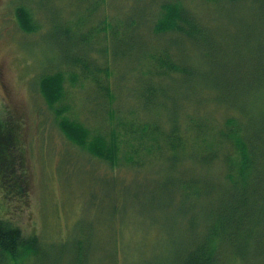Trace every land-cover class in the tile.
Instances as JSON below:
<instances>
[{
    "label": "rangeland",
    "instance_id": "374dc122",
    "mask_svg": "<svg viewBox=\"0 0 264 264\" xmlns=\"http://www.w3.org/2000/svg\"><path fill=\"white\" fill-rule=\"evenodd\" d=\"M149 1L0 0V119L16 125L13 155L25 177L22 194L0 190V219L19 227L23 237L38 238L41 257L30 264H181L201 238V217L211 202V196L184 195L179 180L185 171L200 177L185 149L170 152L147 142L151 149L146 154L137 150L125 159L119 136L120 153L104 162L64 138L54 120L56 109L67 107L62 116L99 132L112 126L110 113L116 111L118 116L142 112L149 117L144 122L164 124L169 117L184 118L187 111L212 113L218 103L245 107L250 116L264 110V5L230 3L203 15L212 23L208 32L220 54L211 62L204 49L167 43L194 75L156 82L148 75L152 68L147 58L165 36L151 33ZM181 1L199 13L210 10L200 0ZM17 8L30 14L31 32L19 28ZM122 19L141 27L129 24L125 42L115 43L113 50L118 55L130 52L114 61L108 34ZM103 21L110 26L105 32ZM88 35L105 49L89 58L111 71L113 100L104 96V86L70 81V74L80 73L66 62L86 55L82 40ZM57 70L64 75V98L49 107L37 82ZM230 73H238V79ZM102 77L98 82L104 85ZM246 78L259 79L255 95L249 93ZM228 85L237 88L230 91ZM151 86H156L155 93L147 99L142 93ZM217 116L222 112L217 110Z\"/></svg>",
    "mask_w": 264,
    "mask_h": 264
},
{
    "label": "trees",
    "instance_id": "16d2710c",
    "mask_svg": "<svg viewBox=\"0 0 264 264\" xmlns=\"http://www.w3.org/2000/svg\"><path fill=\"white\" fill-rule=\"evenodd\" d=\"M155 1H149V13L153 21L147 20L145 23L149 26L148 22L151 21L150 30L154 37L165 36L158 47L152 48L153 51L147 58L152 68L148 75L156 82L174 77L188 79L194 75L181 56L172 50L173 47L166 48L167 43L174 47L180 43L181 46L187 44L204 49L207 61H215L221 49L210 38L208 30L212 23L209 19L204 20L206 14L225 8L230 3L264 5V0H200L210 10L199 13L183 5L181 0H164L157 4ZM152 5H155L154 11ZM15 18L22 31L28 33L33 30L30 26V14L25 9L17 8ZM102 23L105 32L110 26L104 21ZM129 24L131 27L135 26L134 29L141 27L132 19H122L120 25L109 30L114 61L117 57L125 58L130 52L128 50L125 54L118 55L113 50L115 43L121 45L123 40L125 42L127 29H132ZM96 41L97 39L93 41L92 36L88 35L82 40L87 45L86 55L66 62L67 67L75 68L80 73L73 75L72 72L70 81L73 84L76 79L83 83L93 82L96 89L104 86V96L109 95L113 100L108 87L111 71L109 72L105 64L98 66L89 58L92 53L105 52L103 47L96 45ZM237 74L230 73L238 79ZM101 75L104 85L98 82ZM246 79L251 81L247 87L249 93L255 95L259 91V79ZM63 81L64 75L60 70L39 77L38 92L47 106L51 107L63 100ZM243 84L247 86L248 83ZM211 86L215 89V84ZM154 87L156 86H151L148 93H142V96L148 99L151 92L155 93ZM227 88L235 91L237 86L228 85ZM215 100L217 101L216 98ZM218 104L212 113L204 110L187 111L184 118L169 117L164 124H159L158 121L144 122L143 119L149 120V117L142 112L140 114L131 110L118 116L116 111L110 113L112 119L108 118L112 126L102 132L89 129L76 119L62 116L67 111L64 106L56 109L54 120L67 141L108 163L120 153L119 136L123 138L125 145L122 154L128 156L125 159L141 150L146 154L154 146L157 149L164 146L170 152L185 149L187 158L197 164L200 177H189L190 170L185 171V178L179 180L184 195L193 194L202 199L211 196V202L208 212L201 217V238L192 244L181 264H226L228 261L238 264H264V110L250 116L248 113L252 111L245 107L242 110L233 103ZM217 110L222 112L221 117L217 116ZM223 111L227 113L224 114ZM16 140V125L0 119V190L22 194L25 177L16 169L17 161L13 155L17 148ZM136 142L139 143L138 149L135 148ZM131 144L132 147L129 148ZM40 245L36 236L23 237L19 227L9 220L0 219V264H30L34 259L39 260Z\"/></svg>",
    "mask_w": 264,
    "mask_h": 264
}]
</instances>
